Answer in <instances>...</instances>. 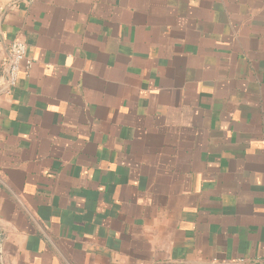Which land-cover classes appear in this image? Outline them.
Listing matches in <instances>:
<instances>
[{"label": "crops", "instance_id": "0c3cea01", "mask_svg": "<svg viewBox=\"0 0 264 264\" xmlns=\"http://www.w3.org/2000/svg\"><path fill=\"white\" fill-rule=\"evenodd\" d=\"M0 264H264V0H0Z\"/></svg>", "mask_w": 264, "mask_h": 264}, {"label": "built area", "instance_id": "2783aa9c", "mask_svg": "<svg viewBox=\"0 0 264 264\" xmlns=\"http://www.w3.org/2000/svg\"><path fill=\"white\" fill-rule=\"evenodd\" d=\"M26 49V43L18 37L12 39L7 47V54L2 59L1 64L6 70V84L8 87L16 85L23 62L26 68H29L32 64L31 60L26 58Z\"/></svg>", "mask_w": 264, "mask_h": 264}]
</instances>
